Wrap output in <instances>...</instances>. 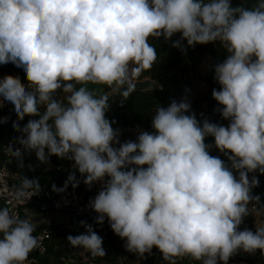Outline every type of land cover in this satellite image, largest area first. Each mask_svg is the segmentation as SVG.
Returning a JSON list of instances; mask_svg holds the SVG:
<instances>
[{
	"label": "clouds",
	"instance_id": "clouds-1",
	"mask_svg": "<svg viewBox=\"0 0 264 264\" xmlns=\"http://www.w3.org/2000/svg\"><path fill=\"white\" fill-rule=\"evenodd\" d=\"M176 33L181 39L172 47L181 51L184 40L225 48L226 58L214 67L220 87L212 97L229 123L200 122L187 98L173 100L156 109L154 131L121 143L105 116L108 96L86 85H127V98L132 81L156 63L149 38ZM9 63L27 84L0 79V101L19 120L38 117L23 128L13 125L23 133L18 143L42 163L52 155L73 161L89 187L103 182L89 207L98 213L96 223L107 217L129 252L143 258L156 247L170 264L185 256L228 264L239 250L264 255V227L238 230L249 203L260 199L252 195L259 180L248 174L264 175V0L250 8L231 0H0V65ZM207 137L230 166L209 154ZM9 150L22 160L19 148ZM69 183L78 187L75 173L64 189ZM26 190L37 194L39 181L23 177L15 199ZM80 223L85 233L69 235L68 243L104 257L102 237ZM34 230L28 219L0 208V264H25L39 248Z\"/></svg>",
	"mask_w": 264,
	"mask_h": 264
},
{
	"label": "trees",
	"instance_id": "trees-1",
	"mask_svg": "<svg viewBox=\"0 0 264 264\" xmlns=\"http://www.w3.org/2000/svg\"><path fill=\"white\" fill-rule=\"evenodd\" d=\"M256 3L257 0H231L233 7L245 6L250 8L255 6ZM180 39V33L174 34L169 40H165L163 36L160 38H149L148 42L156 50V63L150 70L142 72L141 75L133 81L136 82L147 79L157 81L160 88L156 91H133L127 98H124L122 93L127 88V85L120 88H114L103 84L90 83L93 87L92 89H95L98 86L102 88V91L97 96H108L110 107L105 116L110 122L114 121L112 127L114 130H118L120 135L131 133L133 131H137V133H140L141 131H154L151 128V120L158 107H167L173 100L178 102V100L191 96L193 97V79L198 69L207 58L210 59V70L205 78L207 86V94L205 97L206 106H202V100H195L191 104V113H194L197 120L200 122L207 119L208 121L217 120L224 126H227L229 123L222 118L218 111H216L220 105L212 97L213 89L219 90L220 87L214 79V67L216 64L223 62L226 58L227 52L225 48L219 43L216 45L196 44L194 46H188L187 42L182 41L184 51H181L179 48L172 47V43ZM77 87H79V85H77ZM115 92H117V94H113ZM65 95L66 94L58 93L57 98L66 102ZM200 112L205 113L204 119L198 118ZM34 119H38V117H35ZM23 125H21L20 128L25 126ZM22 135L23 133L19 131H13V126L6 125L4 128L0 129V143L8 140L12 148L18 147L20 145L18 143V138ZM136 138L137 135L135 136V140ZM212 156H218L220 159L224 160L225 163H229L227 157L220 153L218 149L213 151ZM52 161L56 167L61 166L56 160L53 159ZM21 163L23 164V167H21ZM27 163H33L32 157L31 159L19 161V164H8L7 168L12 172L13 176L15 174H20L27 179L38 180L40 183V191L36 195L39 198L44 196L46 191L52 193L53 185L58 187L65 184L67 180V178H65V173H63V169L61 171L60 168H57V170L55 169L52 172L39 176L35 171L27 170L24 167ZM68 163L73 164L74 162L68 160ZM63 167H65V165H63ZM75 175L77 180L80 181L78 187L73 188L71 183H69V186L78 191H83L86 187L83 182L85 177L78 171ZM13 183L16 187L20 188V184H17L14 179ZM91 191L90 187H87L85 190V196L88 197ZM96 218L97 217L95 216H91L87 220L78 219L71 222L66 228L49 229L51 240L48 252L44 257L37 258V264H70V255L73 247L68 243L67 237L69 235L77 236L85 233V228L81 226V221H85L89 225H92L93 230L104 239L103 247L110 246L117 251V235L113 230L108 228L105 222L102 224L96 223ZM244 229L251 230L252 232L256 231V229L253 228L252 223H249L248 221H242L238 230L242 231ZM243 252V250H239L229 259L228 264H236L242 260L247 261L248 264H264V255H262L259 250L251 254L244 252V257L241 255ZM147 257L150 262L157 264H170L164 261L162 253L157 252L155 248L151 250V253ZM187 259L189 261L188 264H200L199 261H196L191 257H187ZM113 260L114 264H118L115 255Z\"/></svg>",
	"mask_w": 264,
	"mask_h": 264
},
{
	"label": "built area",
	"instance_id": "built-area-1",
	"mask_svg": "<svg viewBox=\"0 0 264 264\" xmlns=\"http://www.w3.org/2000/svg\"><path fill=\"white\" fill-rule=\"evenodd\" d=\"M187 42L186 40H184ZM216 43H208V45H216ZM5 76H12L19 79L22 83L27 84L24 76L20 71H18L14 66L10 67L9 64L0 65V79ZM134 84L135 81H132ZM117 94V92H115ZM42 111V109H41ZM35 117L25 116L23 120H19L14 114L13 109L7 103L0 101V129L4 128L6 125H26L30 119ZM199 119L205 118V113L200 112L198 114ZM23 125V126H24ZM10 149L13 151L20 149L22 152V160L26 159L27 156L31 155L35 151H26L23 149L22 145L18 147H11L9 141L0 143V208H8L10 213L16 215L21 219H28L34 226H37V231L33 232V235L38 238L39 248L33 250L29 254V258L25 261V264H37V258L44 257L48 252L49 243L51 240V235L49 229L46 227L44 219L46 217L55 216L56 219L64 220L65 226H69L71 222L78 219L87 220L91 216H98L94 210L89 207L90 200L86 198L82 191H78L67 186L64 189V185H60L57 189H64L63 191H53L52 193H47L46 199L39 198L36 194L33 195L31 190H26L25 198L22 200L15 199V193L19 189L13 183L12 172L7 168L8 164H17L20 159L12 156ZM253 176H256L259 180L257 187L252 189V195L258 196L259 203L252 201V208H258L264 203V175L260 174L258 171L248 174L249 180ZM98 187H100V182H95ZM33 195V196H32ZM104 222L110 230V224L107 217H105ZM117 251L115 256L118 264H157L150 262L147 256L135 257L129 261L128 258L124 257L123 251L126 252L125 244L121 241L116 242ZM130 256L133 257L131 254ZM169 263V261H165ZM189 261L185 262L188 264Z\"/></svg>",
	"mask_w": 264,
	"mask_h": 264
},
{
	"label": "crops",
	"instance_id": "crops-1",
	"mask_svg": "<svg viewBox=\"0 0 264 264\" xmlns=\"http://www.w3.org/2000/svg\"><path fill=\"white\" fill-rule=\"evenodd\" d=\"M10 67H13V65L11 63H9ZM114 92V90H113ZM115 94V93H113ZM97 96V95H96ZM194 98V96L192 97ZM190 100H188L189 102ZM192 102H190L191 104ZM202 106H203V100L201 101ZM204 107V106H203ZM218 125H221V123L218 121ZM138 136L139 133H137V131H133L131 133H124L122 135H119V140L121 143H124L126 141H135V136ZM205 143L210 145L209 147V154L212 155L213 151L216 149L215 148V143H214V138L213 137H207L205 139ZM119 145H114V147H118ZM46 154H47V150H46ZM33 160V163H27L24 165V167L27 170H31V171H35L39 176H42L46 173L52 172L55 169L57 170V168H60L61 171L63 169V173H65V178H68L70 173H77V171L73 168V164L72 163H68V159L67 158H60L57 157L55 155H52L48 158V161L46 163H42L41 161H39L35 155V152H33L31 155L27 156L26 159H31ZM56 157V159H55ZM23 159V160H26ZM56 160L58 163H60V167L59 166H55L53 164L52 160ZM21 161V159L19 160ZM19 161L17 164H19ZM68 163V164H67ZM63 165H65V167H63ZM68 165V166H66ZM19 166V165H17ZM59 170V169H58ZM25 177L23 175L20 174H15L13 176L14 181L17 184H21L22 178ZM108 177H105V180H107ZM100 182V187H98V185H96V183L94 182L90 189L92 190L91 193L88 195V197H86L89 200H92L95 198V196L98 194V192L102 189L103 187V182ZM85 188L83 189V193L85 194V190L86 188L89 186L85 184ZM47 191L44 193V196H42V199H46V195H47ZM248 209H249V214L247 216H245L243 218V221H248L249 223H252V226L254 229H256V227H264V203L259 206L258 208H252V202L249 203L248 205ZM45 225L48 229L51 228H66L65 226V221L64 220H59L56 219L55 216H50V217H46L44 219ZM34 226V225H33ZM37 226H34V231H37ZM117 241H121L123 244H126V241L124 239H121L119 236H117ZM103 243H104V239H103ZM103 247V244H102ZM156 249L157 252L161 253L160 250L156 247H153ZM152 248V249H153ZM104 251H105V256L104 257H92L87 251L81 249V248H73L72 253H71V260L69 261L70 264H114V260L113 257L116 254L115 250L113 249V247L110 246H104L103 247ZM133 255L130 256V255ZM150 253H145L144 256H149ZM123 255L124 257H126V259L128 258L129 261L134 259V256L137 257L138 255L132 252H129L126 249V252L123 251ZM241 255H243L244 257V252L241 253ZM139 257V256H138ZM133 258V259H132ZM187 256L185 257H177L175 258V264H185V262H187ZM170 263V262H169ZM236 264H248L247 261L242 260L239 263Z\"/></svg>",
	"mask_w": 264,
	"mask_h": 264
},
{
	"label": "rangeland",
	"instance_id": "rangeland-1",
	"mask_svg": "<svg viewBox=\"0 0 264 264\" xmlns=\"http://www.w3.org/2000/svg\"><path fill=\"white\" fill-rule=\"evenodd\" d=\"M210 70V59L207 58L205 59V61L202 63V65L200 66V68L198 69L195 77H194V81H193V94H194V98L188 97L187 100H190L189 102H194L195 100H203V106H206V94H207V86L205 83V78L208 74ZM157 82V81H155ZM102 87V86H101ZM87 88L92 91L95 95H98L101 91L102 88H100V86L96 87L95 89H92V85L88 84ZM117 88V87H114ZM181 100H178V102H180ZM191 103V104H192ZM1 159V157H0Z\"/></svg>",
	"mask_w": 264,
	"mask_h": 264
},
{
	"label": "water",
	"instance_id": "water-1",
	"mask_svg": "<svg viewBox=\"0 0 264 264\" xmlns=\"http://www.w3.org/2000/svg\"><path fill=\"white\" fill-rule=\"evenodd\" d=\"M134 85H135L134 91H139V92L156 91L160 88L158 83L151 79L136 81ZM209 122L218 124L217 120H212Z\"/></svg>",
	"mask_w": 264,
	"mask_h": 264
}]
</instances>
